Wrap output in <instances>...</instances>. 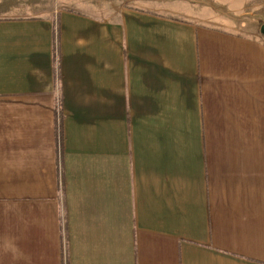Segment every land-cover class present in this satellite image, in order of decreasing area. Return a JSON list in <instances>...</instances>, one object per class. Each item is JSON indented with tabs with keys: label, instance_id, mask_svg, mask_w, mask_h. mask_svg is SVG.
<instances>
[{
	"label": "crops",
	"instance_id": "1",
	"mask_svg": "<svg viewBox=\"0 0 264 264\" xmlns=\"http://www.w3.org/2000/svg\"><path fill=\"white\" fill-rule=\"evenodd\" d=\"M213 1L0 0V264H264V20Z\"/></svg>",
	"mask_w": 264,
	"mask_h": 264
},
{
	"label": "rangeland",
	"instance_id": "2",
	"mask_svg": "<svg viewBox=\"0 0 264 264\" xmlns=\"http://www.w3.org/2000/svg\"><path fill=\"white\" fill-rule=\"evenodd\" d=\"M166 0H162L164 2ZM224 4L227 7H234V5L238 4V9L232 11L230 8H225V11L228 12L229 15L235 16L238 18H242L245 20H258L259 16L264 20V0H224ZM189 2H195L197 4L207 5L208 3L213 4V0H189ZM232 2V4H230ZM228 3V4H227ZM221 7V6H218ZM237 21V20H236ZM235 22V21H234ZM239 22V21H237Z\"/></svg>",
	"mask_w": 264,
	"mask_h": 264
},
{
	"label": "water",
	"instance_id": "3",
	"mask_svg": "<svg viewBox=\"0 0 264 264\" xmlns=\"http://www.w3.org/2000/svg\"><path fill=\"white\" fill-rule=\"evenodd\" d=\"M260 31L262 32V34H264V24L260 26Z\"/></svg>",
	"mask_w": 264,
	"mask_h": 264
}]
</instances>
